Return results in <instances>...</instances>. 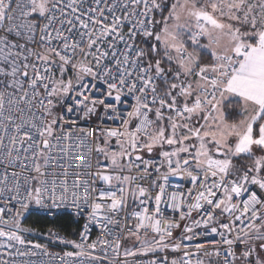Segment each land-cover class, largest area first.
Listing matches in <instances>:
<instances>
[{
	"label": "snow or ice",
	"instance_id": "1",
	"mask_svg": "<svg viewBox=\"0 0 264 264\" xmlns=\"http://www.w3.org/2000/svg\"><path fill=\"white\" fill-rule=\"evenodd\" d=\"M37 255L264 264V0H0V264Z\"/></svg>",
	"mask_w": 264,
	"mask_h": 264
},
{
	"label": "built area",
	"instance_id": "2",
	"mask_svg": "<svg viewBox=\"0 0 264 264\" xmlns=\"http://www.w3.org/2000/svg\"><path fill=\"white\" fill-rule=\"evenodd\" d=\"M83 126H86V123L85 122H81ZM93 164H95V159H93ZM62 163H65V162H62ZM76 163H73L72 165V168L73 170L76 168ZM175 183V181H173ZM180 183H183V182H180ZM30 214H35L37 216H41V217H45L47 219H54L58 216H61V215H68V216H71L73 217L74 219L78 220L81 222V225H80V228L79 230L81 229L84 221L83 219L77 217L75 215V211L74 209L71 207V205L69 204L68 207L66 208H60V209H45V208H39L35 205H33L30 210L26 213L25 217L22 218V224L24 223V221L26 220V218L30 215ZM168 214H171V213H168ZM195 215V214H194ZM183 223L184 222H181V229H176L174 230V235L179 237L180 234H181V231H182V228H183ZM197 232H199L200 230L197 229L196 230ZM79 233V232H78ZM47 234V233H46ZM46 234H37L35 236H29V239H32L33 242H39V243H42V244H46L49 248V251L52 252V253H56V252H62L63 250H67L65 249V247L63 245H59V244H53L51 243L47 238H46ZM62 236V235H61ZM97 236V230L96 229H93L92 231V239H95ZM77 239H78V236H77ZM210 240L211 238L210 237H204V236H200V237H195L193 238V240L191 242H185V243H188L189 244V250L190 251H195V249L193 247H191V245H194L196 243H204L206 245H209L210 246ZM102 255V253H101ZM160 257H163L164 253H159L158 254ZM176 254L174 253H169V257L171 258L172 256H174ZM149 258H153V255L150 254L149 257H145L144 259H149ZM21 261H25V260H31V261H34L35 264H41V261H44V264H47V261H48V257H42L40 255H37V256H30V257H21L19 258ZM193 259H195V257H193ZM56 264H60V261L57 260L56 261ZM105 264H107V262H105Z\"/></svg>",
	"mask_w": 264,
	"mask_h": 264
},
{
	"label": "trees",
	"instance_id": "3",
	"mask_svg": "<svg viewBox=\"0 0 264 264\" xmlns=\"http://www.w3.org/2000/svg\"><path fill=\"white\" fill-rule=\"evenodd\" d=\"M32 227L37 233L46 234L49 229L69 238H77L81 222L68 215H61L54 219L30 214L23 223Z\"/></svg>",
	"mask_w": 264,
	"mask_h": 264
},
{
	"label": "rangeland",
	"instance_id": "4",
	"mask_svg": "<svg viewBox=\"0 0 264 264\" xmlns=\"http://www.w3.org/2000/svg\"><path fill=\"white\" fill-rule=\"evenodd\" d=\"M37 234H40V233H37ZM41 235V234H40Z\"/></svg>",
	"mask_w": 264,
	"mask_h": 264
}]
</instances>
